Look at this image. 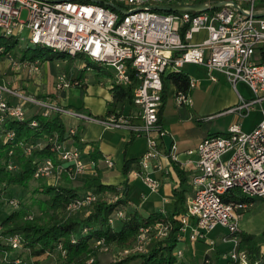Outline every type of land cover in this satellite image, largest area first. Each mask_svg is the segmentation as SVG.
I'll list each match as a JSON object with an SVG mask.
<instances>
[{
  "label": "built area",
  "instance_id": "built-area-1",
  "mask_svg": "<svg viewBox=\"0 0 264 264\" xmlns=\"http://www.w3.org/2000/svg\"><path fill=\"white\" fill-rule=\"evenodd\" d=\"M174 1L180 6L202 3L207 9L162 13L150 8L153 5H172ZM199 1L0 0V35H14L23 40L20 34L27 30L30 45L85 58L86 62L79 67L84 73L92 72L90 63L108 67L112 78H99L98 81L107 88L112 87V83L129 84L131 69L137 81L132 88V106L140 123L114 112L104 117L87 115L5 83H0V122L5 117L25 120L28 117L25 107L32 105L40 109L42 117L58 113L61 117L96 122L104 129L127 130L134 136L144 137L146 151L139 160L141 169L145 171L150 160L154 161L155 168L162 169L158 160L163 157L191 171L192 192L176 217L179 223L177 240L201 241L208 248L213 247L215 242L208 234L221 227L226 233L220 236V241L230 245L223 255L227 264H251L246 252L238 248L237 233L240 231L241 214L251 206L252 199H264V116L249 132L242 131L238 123H232L226 133L204 137L194 152H187L188 155L195 153L196 158L183 163L178 161V149L174 144L168 150L159 145L166 133L158 124V110L162 74L167 71L179 70L187 63L198 64L206 68L211 82L217 80L213 73L222 74L233 87L236 82H243L252 92V97L247 100L240 98L239 105L227 112L237 111L241 115L264 101V16H258L264 12V0H245L247 8L233 0ZM109 4L116 5L121 11L112 9ZM217 4L219 6L215 7ZM22 11L26 12L25 20L20 19ZM199 34L201 38H197ZM6 58L13 68L21 67L28 75L39 73L37 61H17L11 55ZM79 85L78 79H68L61 73L56 76L54 91ZM197 85V80L189 79L191 89ZM175 100L179 105L190 106L192 103L188 93H177ZM36 123L32 120L30 125L36 126ZM75 128L68 127L69 133L73 134ZM13 136V132H8L1 135V139L5 141ZM48 142L55 157L36 164L35 179L44 178L57 184L64 176L70 181L81 176H96L97 163L85 155L83 146L59 142L55 135L48 137ZM37 146L39 144L36 143L28 145L26 153ZM102 161L107 169L114 166L109 157ZM8 168L14 169L15 166L10 164ZM132 174L140 175L150 190L158 187V182L146 174L138 171ZM233 190L246 200L236 201L231 194ZM99 196V193L85 192L66 206V214L88 207ZM101 197L108 202L116 199L108 192ZM13 203L10 200V204ZM121 215V211L116 213L117 218ZM113 222L111 219L110 224ZM168 231V223L141 227L134 245L117 253L122 257L144 253L155 240L167 236ZM0 240L12 249L20 247L17 236H2L1 226ZM94 246H100L103 251L110 249L102 240L95 241ZM259 252L264 256V240L259 244ZM175 255L180 258L182 251L176 249ZM90 262L91 259L87 264ZM254 264L257 263L254 261Z\"/></svg>",
  "mask_w": 264,
  "mask_h": 264
},
{
  "label": "trees",
  "instance_id": "trees-1",
  "mask_svg": "<svg viewBox=\"0 0 264 264\" xmlns=\"http://www.w3.org/2000/svg\"><path fill=\"white\" fill-rule=\"evenodd\" d=\"M25 43L14 35H0V58L17 54L20 61L45 62L56 57L67 60L76 57H69L60 52H54L59 53L54 57L51 54L53 51L46 47L40 46L34 51ZM42 49L51 53H44ZM90 66L92 73L98 78H112L110 68L94 63H90ZM129 75L131 78L129 84L112 83V87L108 89L112 106L119 104L120 107L125 105L129 107L132 104V88L137 81L133 78L131 69ZM170 89H173L175 95L179 92L189 93L191 91L189 76L181 69L162 74L158 124L159 114ZM113 111L110 108L107 113ZM120 111L118 115H121ZM32 120L37 122L36 126L30 125ZM8 132H13L12 139L5 141L0 139V209L10 204V200L14 203L10 204L13 207L10 212L0 220V226L2 236L19 238L20 247L12 249L10 245L0 240V264H40L51 256L52 264H87L90 259L91 262L88 264H193L184 262L180 260L181 257L175 255L179 243L177 240L179 223L176 217L179 211L184 209L188 190L185 173L177 166L174 169L183 188L172 193L173 212L167 216L157 212L144 215L137 209H131L127 198L129 174L132 170L139 169L137 160L123 159L121 174L124 180L119 186L104 184L100 175L82 178L76 186H71L65 176L61 180L64 183L53 184L44 178L35 179L34 168L38 162L55 157L50 149L48 137L55 135L59 142L65 144L79 142L81 132L78 127L70 134L60 114L53 113L48 117H42L39 112L33 111L25 120L5 117L0 122V137ZM35 143L39 146L26 153V147ZM91 158L96 162L102 160L95 147L92 149ZM10 164L15 168L9 169ZM34 181L37 185L32 186ZM17 190L19 193H15ZM23 190L29 191L30 195L23 197L24 195L20 193ZM88 191L99 193V198L88 207L66 214V206ZM105 192L115 195L116 199L106 201L101 197ZM231 194L238 202L246 200L237 190H233ZM118 211H121L122 215L117 218ZM111 219L114 221L113 224H110ZM159 222L169 224L168 234L155 240L144 253H130L119 260H114L109 258L107 253H103L100 246H94L95 241L102 240L104 245L117 252L130 249L141 227H151ZM237 237L238 248L246 252L251 264H254V261L257 264H264V256L259 252V243L264 240V231L256 236L240 230ZM212 248L214 249L215 245ZM213 252L212 264H227L220 249H214ZM209 262L205 255L203 264Z\"/></svg>",
  "mask_w": 264,
  "mask_h": 264
},
{
  "label": "rangeland",
  "instance_id": "rangeland-1",
  "mask_svg": "<svg viewBox=\"0 0 264 264\" xmlns=\"http://www.w3.org/2000/svg\"><path fill=\"white\" fill-rule=\"evenodd\" d=\"M177 3H178L177 1H174L172 5H175ZM182 3L187 4L186 1H183ZM241 4L245 8L248 7V5L244 2H242ZM25 18H26V12L22 11L20 19L25 20ZM20 37L23 39L21 40L23 44L26 42L25 44L30 45L27 41V37H28L27 30H24L20 34ZM199 37L201 38L202 36L200 35ZM30 46H31V50L34 51H37L38 48L40 47V45L38 46L30 45ZM42 50L44 53H51L45 49ZM51 54L54 57L59 55V53H54V52ZM12 58L17 61L20 60L17 54L16 56L12 55ZM36 61L40 65L41 78H43L42 74L46 72L47 69L46 74L49 79L48 81L45 78L39 79L40 77H38L33 79L23 75V77L19 79L18 82H16V84L11 81V83L9 82L10 83L9 85L13 88H19L27 94L40 97L39 95L46 94V92L48 93L50 91L51 84L54 85L57 75L64 73L68 77L77 76V74H79V71L81 73L83 72L79 69V67L86 62L85 58L79 55L71 60L63 59L61 57L60 58L56 57L53 60L45 61L46 63L40 62L39 60ZM11 69L16 72L10 71ZM17 69L11 66L8 58L6 57L0 58V72L7 71L5 72L7 73L6 76L12 77L13 75H18L22 71L21 70L22 68L20 67ZM181 71L186 73L190 79L195 78L201 80L200 83L198 82L199 87L195 88L191 95L194 104L190 107L185 106L184 108L187 111H189L190 114L193 115L194 121H191L190 125H192L194 128L198 127L193 131L189 130L188 133H191L193 136L199 137L200 136L199 132L201 131V128L207 125V121L209 119L212 120L211 122H209V124H211L212 126L211 132H218V133L226 132L229 125L228 124L229 119L231 118L232 115L222 110H224L228 106V102L232 100L231 97L232 96L235 97V92L233 88L229 86L231 88V91L229 90L228 85L225 83L224 78H222L223 76L221 78L218 77L219 80L217 83L209 81L208 80L209 74L204 66L187 63L183 65ZM213 74L217 75L218 73H213ZM2 76L4 77L5 75L2 74ZM82 83L86 84L85 88L81 86H71L69 88L64 89L62 92H58V94L56 93V91L53 92L52 96L56 100V102L69 106L71 108H77V109L79 108V110H81V112L84 114H88V113L100 114L102 113L103 110L107 108L109 109L111 108L112 104L108 105L109 102L112 103L109 92L106 91L103 87L97 85L93 76L89 77V79L86 82L81 80V84ZM236 88L237 91L245 98H251L253 95L252 92L249 90V88L241 82L237 83ZM172 90L173 89H170V91L168 92L165 98V102L163 106V116L165 118L164 120H166V123L169 126L181 130L183 129L182 127L185 123L177 122L180 115L178 114V108L175 105L176 100L174 98V94ZM262 105L264 108V103ZM201 112H204V114L211 113L213 115L210 116V118L204 117L205 118L203 119L204 121H199V119L202 118L200 117ZM259 114H260L259 105H256L253 108V110L243 118V121L241 123L243 131L245 132L250 131L253 122L257 120ZM63 121L66 126H69L66 116H63ZM67 181H69L70 184L72 185H76V182L72 183L76 181V179L72 181L67 179ZM35 184L36 182L34 181L33 185L32 184L31 185L34 186ZM15 193H19L18 190ZM20 193L24 195L23 197H27L30 195V192L26 190H23V192ZM11 208H13L12 205L8 204L0 209V220L4 216H6L8 212H10ZM239 230L256 236H259L264 231V199L256 198V197L252 199L251 206L245 209L244 212L241 214V217L239 219ZM225 233L226 230L224 228L217 227L208 234V237L210 239H213V241L215 242L214 243L215 247H218L220 251L224 254L227 253L230 247L228 243H223L220 241V236ZM185 236L187 237L188 235L185 234ZM152 245L153 244H151V246ZM176 249L182 251L180 260L184 262H200V260L204 258V255H208L212 257L214 253L212 247L208 248V246L202 242H189L188 240L187 242H179ZM103 253H107V256L109 258L111 257L114 260L118 258H122V256H119V253H117V250L115 249H108ZM52 261L53 259L51 256L43 260L40 264H52ZM200 264H203V261Z\"/></svg>",
  "mask_w": 264,
  "mask_h": 264
},
{
  "label": "crops",
  "instance_id": "crops-1",
  "mask_svg": "<svg viewBox=\"0 0 264 264\" xmlns=\"http://www.w3.org/2000/svg\"><path fill=\"white\" fill-rule=\"evenodd\" d=\"M233 1H236V0H233ZM236 2L242 3V2H245V0H238ZM200 35L201 34L196 35L197 38ZM195 65H198V64H195ZM200 66H202V65H200ZM10 71L16 72L12 69ZM5 72H7V71H1L0 72V83H5L8 85L11 83V81L16 84V82H18V80L21 79L23 77V75H25L28 78H33V79L40 77L39 79L45 78L47 81L49 80L48 76L46 74L47 69H46V72H44L42 74L43 78H41L40 70H39V73L37 75H28L26 72L21 71L18 75H13L12 77L6 76L7 73H5ZM82 73L79 71V74H77V76H72V77H70V76L68 77L67 75L66 76L68 77V79H78L80 81L79 86H81L83 88L86 87V84H83V83L81 84V80L86 82L89 79V77L93 76L97 85H99L100 87H103L106 91H108L109 88L101 86L98 82L99 78L96 75H94L92 72L91 73L82 72ZM2 74L5 76L3 77ZM222 76L223 75H219V74L215 75L217 80L214 83H217L219 80L218 77L221 78ZM222 78H224L225 83L228 85L229 90L231 91V88L229 87V86H231L235 92V97L232 96L231 97L232 100L230 102H228V106L224 110H222V111L227 112L228 109H232V108L239 105L240 98H242L244 100H247L249 98H245L243 95H241L237 91L236 85H237V83H239V81L236 82L234 87H233L232 84L224 76ZM194 80H199L198 81L199 83L201 82L200 79L194 78ZM241 83H243V82H241ZM197 87H199V84L196 87L192 88L191 91L188 93L190 98H191V102H192L190 106H192L194 104L192 101L191 95H192L193 90ZM53 92H55L54 91V85L51 84L50 91L48 93L46 92V94L39 95V96L42 99H47L49 101L56 102V100L52 96ZM59 92H62V91H59ZM172 92L174 94L173 90H172ZM56 93L58 94V92H56ZM174 98H175V94H174ZM56 103H58V102H56ZM263 103H264V101L261 102V104L259 105V109H260L259 117L257 118L256 121L253 122V125L250 128V131L258 124V122L264 116V108L262 105ZM58 104L65 106L71 110L81 112V110H79V108L78 109L77 108H71V107L63 105L61 103H58ZM110 104H111V102L108 103V105H110ZM175 105L177 106L178 114L180 115L177 122L178 123H181V122L185 123L182 127L183 129L179 130L178 128L176 129L175 127L169 126L166 123V120H164L165 118L163 116V109L161 110V112L159 114V117H160L159 125L164 129L166 134H168L171 137L172 144H174L178 149V161L183 163L186 160H188L189 158L190 159L196 158L195 153L192 155H188L187 152L188 151L194 152L197 144L204 137H206L208 135H214V134L222 135L226 132H223V133L211 132L212 126H211V124H209V122H211L212 120L209 119L207 121V125L205 127L201 128V131L199 132L200 136L199 137L193 136L191 133H188L189 130L193 131V130L198 128V127L194 128L192 125H190V122L194 121L193 115L190 114L189 111L184 109L186 105H182V104L179 105L177 103H175ZM190 106H187V107H190ZM255 106L256 105L252 106L251 109L247 113L246 112L243 113V109H242L241 112L243 114H241V115L237 111L227 112L228 114L232 115L231 118L229 119L228 124L230 125L232 123H238L241 127V130L243 131L242 124H241L243 121V118L245 116H247L253 110V108ZM111 109L114 110L113 111L114 113H118L121 109L122 111H120V112H121L122 116L127 117L128 119H130L132 122H134L136 124L140 123L139 118L135 115L136 113L134 111V107L132 106V104L129 107L127 105H125L124 107H120L119 104H115V106H111ZM108 110H109V108L103 110L102 113H100V114L88 113L87 115H91L94 117H104L105 115L108 114L107 113ZM25 111H26L27 116L29 117L33 111L39 112L40 109L37 107H34L32 105H28L25 107ZM212 115L213 114H211V113L204 114V112H201L200 117H202V118H200L199 121H204L203 120V119H205L204 117L210 118V116H212ZM62 119H63V117H62ZM67 122L69 123V126H67V128L71 127V126L72 127H78V129L81 132L80 133L81 142L71 143L72 146H74V145L83 146V149L85 151V155L88 156L89 158H91L92 149L95 147L102 159L104 157H109L112 160L114 166L111 169L105 168L103 166L102 160L96 162L97 163V167H96V173L97 174H96V176L100 175L101 180L104 184H111V185L119 186L122 183V181L124 180V177L121 174V167H122L123 159H135L138 161V165H139V160L141 159L142 155L146 151V140H145V138L141 137V136H139V137L134 136V134H132L130 131L121 130V129H104L100 124H98L96 122H91V121L87 122V121H82L79 119H72L69 117H67ZM246 131H248V130H246ZM68 145H70V144H68ZM159 145L163 146L164 150H166L162 140H160ZM149 162H150L149 167L145 171L143 169H141V167L139 166V169H134L130 172L129 180H128L129 181L128 182V195H127L128 203H129L131 209H137L138 211H140L144 215H148V214L157 212V213H160L164 216H167L168 214L172 213L174 210V198L172 195L173 191L176 189H182L183 188V185L180 183L174 167L177 166L181 171H183L185 173V176L187 178V187H188V190L186 192V197L189 194H191V192H192V186L190 183L191 171L184 169L181 166V164H179V163H170L167 159H165L163 157H160L158 160L159 164L162 165V169L155 168L153 160H150ZM134 171H138L139 174L140 173L146 174L149 178L156 180L158 182V187L154 190H150L143 183L140 175H133L132 174ZM96 176H87V177H96ZM82 178H86V176L78 177L76 179V181H74L72 183L76 182V185H78ZM60 183H64V182L60 181ZM76 185L71 184V186H76ZM214 249H219V248L215 247ZM204 254H205V252H204ZM204 258H205V255H204ZM204 258L202 260H200V262H193V264L202 263ZM207 259H208V261H210L209 264H212L211 257L207 255Z\"/></svg>",
  "mask_w": 264,
  "mask_h": 264
},
{
  "label": "water",
  "instance_id": "water-1",
  "mask_svg": "<svg viewBox=\"0 0 264 264\" xmlns=\"http://www.w3.org/2000/svg\"><path fill=\"white\" fill-rule=\"evenodd\" d=\"M109 6L117 11H121L116 5L109 4ZM219 4L215 5V7H218ZM152 10L157 11H165V12H175V11H203L206 10L207 7H205L202 3L194 4V5H153L150 7ZM259 17L264 16V12L258 15ZM163 144L168 150L172 144V139L168 134H164L162 137Z\"/></svg>",
  "mask_w": 264,
  "mask_h": 264
}]
</instances>
